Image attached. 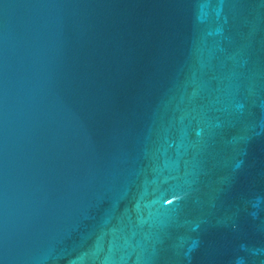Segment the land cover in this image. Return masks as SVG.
I'll return each instance as SVG.
<instances>
[{
	"label": "water",
	"instance_id": "water-1",
	"mask_svg": "<svg viewBox=\"0 0 264 264\" xmlns=\"http://www.w3.org/2000/svg\"><path fill=\"white\" fill-rule=\"evenodd\" d=\"M0 264H264V0H0Z\"/></svg>",
	"mask_w": 264,
	"mask_h": 264
}]
</instances>
